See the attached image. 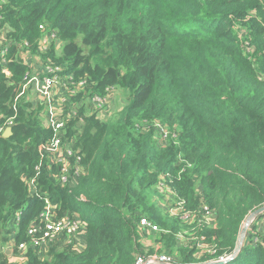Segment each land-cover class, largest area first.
<instances>
[{"label":"trees","instance_id":"16d2710c","mask_svg":"<svg viewBox=\"0 0 264 264\" xmlns=\"http://www.w3.org/2000/svg\"><path fill=\"white\" fill-rule=\"evenodd\" d=\"M0 3L9 28L0 64V124L13 120L11 136L0 134V245L12 241V255L26 243L22 264H135L163 250L172 255V235L181 225L155 200L163 197L158 184L165 180L185 209L203 203L215 217L214 229L196 232L208 236L215 254L202 257L192 246L178 250L176 262L209 264L232 254L246 218L264 206V0ZM40 26L62 43L59 53L52 48L42 57L86 81L70 99L82 101L79 115L61 131L82 170L63 186L53 178L58 166L40 160L38 147L53 134L39 120L42 106L26 97L15 101L29 70L18 53L23 43L38 52ZM117 87L129 92V102L116 116L103 122L84 114L85 99ZM155 124L167 129L166 140ZM45 198L59 215L78 219L85 241L79 249L52 247L42 260L27 230ZM140 217L160 229L149 233L157 245L150 254ZM249 226L236 257L223 264H264V213ZM11 255L0 247V264H13Z\"/></svg>","mask_w":264,"mask_h":264},{"label":"built area","instance_id":"2783aa9c","mask_svg":"<svg viewBox=\"0 0 264 264\" xmlns=\"http://www.w3.org/2000/svg\"><path fill=\"white\" fill-rule=\"evenodd\" d=\"M40 29L45 32L44 34L42 33V37L37 44V48L39 53L44 54L49 47V43L54 40V38H56V33L46 31L42 26H40ZM26 46L27 44L23 43L20 49ZM8 48L9 45L0 47L1 65L5 64L4 57L8 52ZM18 57L22 59V61L25 59V55L22 54V50L19 51ZM45 62L46 65L39 75H32L29 71L24 74L22 81L18 86L20 87L19 90L21 91L16 95L15 101L20 97H26L32 103V95L33 99L36 100L35 103H38V105L43 107L39 118L42 119V126L44 128L50 129L53 134L48 142L39 145L38 152L40 155V160L48 158L51 164H56L58 166V172L53 178L59 186H63L66 184H72V181L79 176L82 167L80 164L81 158L77 152L73 150L72 145L66 142V147L64 148L62 146L63 137L61 135V131L64 128L66 122L72 119L71 115L74 108H72V110L68 109L70 111V115H68V117H66V115L63 117L62 111L60 115H58L54 110L55 99L53 91L59 86V80L63 81V79H67L68 81H72L74 77L73 75H68L66 78H59V68L54 66L50 61ZM2 73L6 78L11 76L10 72L4 67ZM74 83L76 84V89L78 91L84 88L86 85L85 80L74 81ZM66 90L68 89L66 88ZM110 91L111 90H107V93L102 97L93 95L90 98L85 99L88 101V104L93 110V114H96V116L98 112L105 110L107 106L106 103H108L107 96L109 95ZM73 97H75V90H68L67 96H64V98L61 99L60 105L63 104V106H68L70 98ZM63 106L61 105V108ZM33 107H35V105H33ZM12 124L13 120L11 118H8L2 122L0 124V134H2L6 128H11ZM154 127L159 132L160 139L166 140V131H164L159 124H155ZM38 170L39 169H37V173L39 172ZM158 187L160 190H165L163 195L171 202L166 210L170 217L188 223L196 216L200 217V223L203 221L207 226L214 222V212L207 205L202 203L198 212L187 210L184 207V202L177 199L176 193L169 186L168 182L165 180H160ZM29 190L31 192L35 191L33 180H31L29 183ZM137 226L142 236L149 233H158L160 231L158 226L153 224L146 217H140ZM27 236L29 238L28 244L32 248L36 249L41 246L52 247L55 245V243H59L61 246L68 245L69 247L72 246V248L79 249L81 246H83L85 241L83 228L81 227L78 219L72 218L68 215H59L57 212V205L50 202L48 198L44 199V208L40 212L38 219L32 222L29 226L27 230ZM11 243L12 241L6 244L4 248L6 252H10L9 254L12 252ZM26 248V243H20L17 246V252L24 256ZM196 251L198 254L202 255H214L215 246L210 245V249L208 250L207 247L199 244L196 248ZM155 256L145 262L142 260L143 257H139L136 259L135 264H153L157 262L174 264L171 256ZM228 256L229 255L219 256L213 262H225Z\"/></svg>","mask_w":264,"mask_h":264},{"label":"rangeland","instance_id":"374dc122","mask_svg":"<svg viewBox=\"0 0 264 264\" xmlns=\"http://www.w3.org/2000/svg\"><path fill=\"white\" fill-rule=\"evenodd\" d=\"M0 5H1V3H0ZM8 31H9V28L7 27L6 24L2 23V18H1V14H0V47H3L4 45H8V37H7ZM46 31H48V30H46ZM44 32L45 31H43V34H44ZM77 41H78V44L81 47H83L80 43V40L78 39ZM52 48H54V51L56 53H59L61 48H62V43L58 39L57 36H56V38H54V40H52L49 43V47L46 50V52H48V50H50ZM21 50H22V54L25 55V59L23 60V62H26L27 65L29 66L28 71L30 72V74L39 75L46 65L45 61H50L54 66L59 68V70H60L58 73L59 78H66V76L71 75V74L66 75V72H65L66 67L65 66H62L60 64H56L55 62H52L50 59H45L44 57H42L41 53H38V52L36 53V52L31 51V50H27L26 47H22ZM85 51H86V49H85ZM74 81H75V79H73L72 81H68L67 79L66 80L63 79V81L59 80V85L67 88L68 90H75V97H76V95L78 94V92H77L78 90L76 89V84L74 83ZM109 90H111V91L109 93V96H107L108 103H106L107 106H106L105 110L97 113L98 118H100V120L103 122L111 119L114 116H116L129 102V92L127 90L120 88V87L112 88ZM36 105H38V103H35V106ZM80 108L81 107L78 105L74 107V109L72 110L73 113L71 115L72 118L76 119L78 117ZM87 108L89 109L90 105H88ZM42 109H43V107L41 108V110ZM62 115H63V117H65V115H66L64 110L62 111ZM78 127H79V125H78ZM162 128L164 131H166V134H167V129L164 126H162ZM66 142H67V140L64 137L63 141H62V146L64 148L66 147L65 146ZM160 191L162 192L163 197L161 198V196H159V194H157L155 197V200L158 203L160 200L159 207H161L163 212L166 214L167 213L166 210L168 208V205L171 204V202L169 201L168 198H166L163 195L165 193V190L164 191L160 190ZM152 192L154 194V190H152ZM81 206H82V204H81ZM188 210H191V208H188ZM191 211L198 212L199 209H194ZM168 217L170 219H172V217H170V216H168ZM177 222L180 223L181 227L179 230H177L175 232L176 234H174V236L172 235V238L175 242V245L173 246V254L170 255L169 253H165L163 250V251H161V253H156V254H158L156 256H160V255L171 256L174 264H178L177 262H179L182 259L181 258L182 251L180 253H178V250H183L185 248L188 249V248L193 246L195 248V251H196V248L199 244L204 245L205 247H207L208 250L210 249V245H212V244L210 242H208L209 240L207 241L204 238V237L208 238V236L206 234H204L203 235L204 237H201V236L198 237L196 232H197V229L200 227H203L204 229H208V230L214 229L215 225L213 223H211V225L207 226L206 224H204L203 221H202V223H200V217H196V216L188 223L183 222V221L178 220V219H177ZM250 227L251 226H249L247 230H249ZM162 232H163V234L170 233V231L166 232L164 230H162L161 233ZM158 233H155V234L157 235ZM155 234L144 235L142 243H143V248L145 250V254H150V251H149L150 249L156 250L157 245H156V242L153 240V238H155V236H156ZM247 234H248V231L245 233V237L247 236ZM0 247H1V249H4L3 244H1ZM52 247L54 249H58L59 243L58 244L55 243V245H53ZM52 247H50V246L38 247L37 248V256L42 260L48 259L49 258L48 251ZM160 248H163V246L160 245ZM5 252H6V250H5ZM8 255H11V254H8ZM142 255H144V254H142ZM203 255H208V254H203ZM203 255H202V257H205ZM11 256L13 258V264H22L24 262V256L21 253H18L17 251L13 252ZM153 256H155V255L150 254L146 257L143 256L142 260H143V262H145L148 259H151ZM206 264H208V263H206Z\"/></svg>","mask_w":264,"mask_h":264},{"label":"water","instance_id":"95a60500","mask_svg":"<svg viewBox=\"0 0 264 264\" xmlns=\"http://www.w3.org/2000/svg\"><path fill=\"white\" fill-rule=\"evenodd\" d=\"M12 134V129L11 128H6L5 131L2 133V137L3 138H8L10 137ZM261 213H264V206L253 211L251 214H249V216L246 218L240 232H239V236H238V240H237V245L233 251L232 254H230L228 257H227V260L225 262H212V263H209V264H223V263H227L229 260L233 259L234 257H236V255L238 254L243 242H244V239H245V233L247 232V229L249 227V225L255 220V218L257 216H259ZM10 252H6V254L8 255ZM148 264V263H147ZM153 264H165V263H153Z\"/></svg>","mask_w":264,"mask_h":264},{"label":"crops","instance_id":"0c3cea01","mask_svg":"<svg viewBox=\"0 0 264 264\" xmlns=\"http://www.w3.org/2000/svg\"><path fill=\"white\" fill-rule=\"evenodd\" d=\"M67 93H68V90H66V88L65 87H62V86H58L54 91H53V94H54V99H55V106H54V110H55V112L58 114V115H60V113H61V111H63V110H65L66 112V117H68V115H70L69 114V110L68 109H70V110H72V108H74L75 106H82L81 104H82V101L81 102H79V103H72V102H68V106H63V104H61L63 107V110H62V108H61V105H60V101H61V99L62 98H64V96H67ZM109 96V95H108ZM31 100H32V104L33 105H35V101L36 100H34L33 99V96L31 95ZM70 105H72V106H70ZM89 104H88V101L87 100H84V103H83V110L85 111L84 112V114L85 115H90V114H93V110H92V108H91V106H90V108L88 109L87 108V106H88ZM98 117V116H97ZM39 120L41 121L42 119L41 118H39ZM82 124V122H81V120L79 121V123H78V125H81ZM61 154H62V152H61ZM58 155H60V154H58Z\"/></svg>","mask_w":264,"mask_h":264}]
</instances>
